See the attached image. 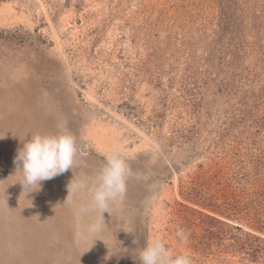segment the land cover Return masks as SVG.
I'll list each match as a JSON object with an SVG mask.
<instances>
[{
	"label": "rangeland",
	"instance_id": "374dc122",
	"mask_svg": "<svg viewBox=\"0 0 264 264\" xmlns=\"http://www.w3.org/2000/svg\"><path fill=\"white\" fill-rule=\"evenodd\" d=\"M25 93L49 108L47 134L77 138L69 184L113 151L130 174L97 224L87 192L70 195L41 250L12 227L46 235L51 202L21 213L4 176L0 264H139L152 238L193 264H264V0H0V96Z\"/></svg>",
	"mask_w": 264,
	"mask_h": 264
},
{
	"label": "clouds",
	"instance_id": "9594fccd",
	"mask_svg": "<svg viewBox=\"0 0 264 264\" xmlns=\"http://www.w3.org/2000/svg\"><path fill=\"white\" fill-rule=\"evenodd\" d=\"M81 151L77 138L67 130L54 134L34 133L23 141V146L14 157L13 175H18L16 183L21 185L24 195L38 191L42 181L50 180L77 166ZM129 174V166L119 151L107 153L93 177L72 179L68 185L67 198L87 192L89 200L80 207V211L98 212L102 219L101 214L109 213L110 206L123 202ZM176 236L182 244L188 245L189 234L184 229L178 228ZM137 260L139 264H193L187 253L172 255L159 238H152L139 248Z\"/></svg>",
	"mask_w": 264,
	"mask_h": 264
},
{
	"label": "bare ground",
	"instance_id": "6f19581e",
	"mask_svg": "<svg viewBox=\"0 0 264 264\" xmlns=\"http://www.w3.org/2000/svg\"><path fill=\"white\" fill-rule=\"evenodd\" d=\"M40 103L41 100H34V98L32 96L30 97L27 93L22 95V97L20 95H16L15 97H7V95L0 96V163L2 166L9 165L6 175L2 176L0 173V188L3 190L10 188V184L8 185L6 181L4 182V179L6 180L4 176H6L7 179L14 178V180L10 182L13 185L18 179V175H13L15 170L13 160L17 154V150L23 146V136L26 137V135L34 133L47 134L48 123L51 124L50 115L47 113L49 108L47 106H42ZM31 131H34V133ZM15 177H17V179ZM67 178L66 172H64L63 174L50 180L42 181L41 187L38 191H33L26 195L22 193L21 185L19 183L15 185L20 189L19 200L24 206L21 213L25 211V203H33L35 199L38 200L47 197V199L51 202L49 209L43 211L42 215L44 217L41 219L43 220V223L49 222V224H51L50 228H47L46 235H39V228L36 225L34 232L33 230L27 228L24 230L22 227H12L14 230H18V232H16L19 240L17 245L22 242L25 244V242L32 239H38L39 243L41 242L40 244L42 245L38 244L37 248L38 250H41L48 244V242L52 241V235H56L58 233L56 231V223L54 224L53 220L58 218H62V220H64V216L67 215V205L70 202V196L67 198L69 185ZM85 215L88 218L87 220L86 218H83L86 223L97 224L100 217L99 213L93 215L89 212L88 215ZM37 220L41 221L40 219ZM37 220L34 219V221L30 224H36L35 221ZM7 232L9 234L8 230ZM10 233L14 232L10 230ZM110 233L113 236H116L117 234L119 236L122 231L119 232V229L114 227ZM124 235L126 236V234ZM8 241L11 240L9 239ZM30 243L31 242H29V246H27L26 249L23 247L24 250H29V253L37 251L36 246H31ZM25 251L22 253H25Z\"/></svg>",
	"mask_w": 264,
	"mask_h": 264
}]
</instances>
